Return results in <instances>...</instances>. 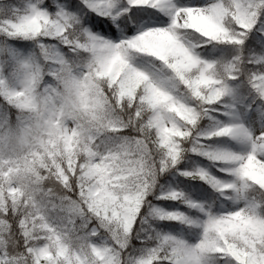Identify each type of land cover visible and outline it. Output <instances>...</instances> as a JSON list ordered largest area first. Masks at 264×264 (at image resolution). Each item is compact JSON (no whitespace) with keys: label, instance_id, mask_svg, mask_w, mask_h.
<instances>
[{"label":"snow or ice","instance_id":"snow-or-ice-1","mask_svg":"<svg viewBox=\"0 0 264 264\" xmlns=\"http://www.w3.org/2000/svg\"><path fill=\"white\" fill-rule=\"evenodd\" d=\"M0 264H264V0H0Z\"/></svg>","mask_w":264,"mask_h":264}]
</instances>
